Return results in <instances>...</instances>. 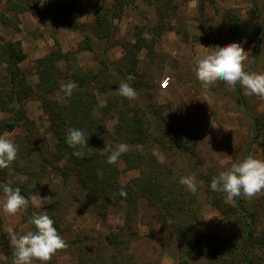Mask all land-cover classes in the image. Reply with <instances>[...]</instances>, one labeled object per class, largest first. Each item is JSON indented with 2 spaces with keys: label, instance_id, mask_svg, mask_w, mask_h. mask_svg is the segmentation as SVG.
I'll use <instances>...</instances> for the list:
<instances>
[{
  "label": "rangeland",
  "instance_id": "obj_1",
  "mask_svg": "<svg viewBox=\"0 0 264 264\" xmlns=\"http://www.w3.org/2000/svg\"><path fill=\"white\" fill-rule=\"evenodd\" d=\"M22 1L32 8L16 16L15 11L9 9L8 0H0V34L6 41L20 40L27 53L19 66L35 90L24 103L31 120L32 134L33 131L35 134V147L42 146L44 150L39 153L41 158L50 159L57 152V138L49 116L43 109L42 98L48 96L66 103L67 97L61 88L51 94L37 89V60L60 47L64 53H71V64L99 72L105 68L102 60L107 58L112 71H121L125 75L123 72L132 67L131 62L135 59V72L146 73L149 82L141 85L139 95L132 101L141 100L145 105L157 106L161 114L176 115V119L169 118V128L173 124L178 127L179 124L177 136L180 134L187 141L185 151H175L158 144L157 141L164 137L162 122L160 117L158 121L153 115L155 125L151 124L152 136L148 138L147 149L152 150L162 164L173 165L177 171L176 180L179 181L182 176L195 175L197 191L194 195L198 211L202 220L219 237L245 236L251 229L256 235L263 232L264 195L252 199L241 196L234 203H228L226 193L217 192V198H222L232 206L235 214L229 216L212 204L209 179L248 156L264 160V98L246 96L239 85L233 88L223 81H217L205 89L197 80L193 68L198 58L215 51L216 46L223 47L235 42L246 51L245 70L264 73V0H205L204 10L200 9V0H174L177 11L167 20L163 32L159 31L153 5L145 0H129L121 15L114 19L115 31L108 38H99L94 34L95 15L92 12L70 9L67 0ZM113 2L82 0L84 6L99 8L100 11L112 6ZM235 15H239L249 26L244 37H237L230 30ZM243 27L240 25L239 30ZM138 31L142 36L144 33L150 34L151 38L145 40L151 50H130L136 42ZM87 39L92 42L91 50L82 48L87 46ZM0 73H3L2 70ZM122 74L118 73V76L124 78ZM69 75L62 78L61 84L72 82ZM166 79L167 83L162 86ZM109 86H113L112 81ZM114 95V88L99 90V103L94 109L96 116L101 115V108ZM9 115L8 111L0 109V119ZM117 119L116 115L107 121L111 131ZM22 131L18 127L13 131H4L2 135L15 141L18 135L23 134ZM186 133L190 134V138H187ZM169 152L192 153L186 159H178L174 163ZM64 162L65 156L60 165ZM41 164L35 165L41 172L38 182L40 187L31 194L29 200L31 203L33 195L52 200L51 204L45 200L40 207L32 206L37 213H46L55 205L58 232L68 245L65 250L58 251L47 264H77L81 254L93 256L98 252L97 247L87 238H104L110 233L131 238L125 252L142 264H182L187 259L191 264L206 262L195 251L190 252L174 228H163L164 223L158 210L148 199H141L137 210L131 212L130 216L126 204L120 201L102 213L94 199L86 197L85 191H81L75 176L71 175L65 181L51 165L41 168ZM8 173L9 182H22L27 178L12 163ZM137 174L135 170L126 172L121 182L126 183ZM76 191L81 195H77ZM250 212L255 214V219L248 216V224L241 221L239 215ZM27 213V210H22L15 216H7L0 209V226L3 228V232L0 231V264H12L13 257L7 253L10 245L8 230L12 229L17 234L31 230ZM212 215L216 216L205 220ZM112 252L119 253L117 250H109L110 256ZM187 253H191V257L188 258ZM33 264L40 262L33 261Z\"/></svg>",
  "mask_w": 264,
  "mask_h": 264
},
{
  "label": "trees",
  "instance_id": "obj_2",
  "mask_svg": "<svg viewBox=\"0 0 264 264\" xmlns=\"http://www.w3.org/2000/svg\"><path fill=\"white\" fill-rule=\"evenodd\" d=\"M67 1L70 9L76 8L78 11L85 9L92 12L95 15L94 34L99 38H108L111 32L115 31L114 19L121 15L124 5L129 0H114L112 6L101 11L99 8L84 6L82 0ZM145 1L155 7L159 31H165V23L177 11L176 2L174 0ZM205 5V0L199 1L200 9L204 10ZM8 7L15 11L16 16L32 8L22 0H8ZM234 20V23L230 25L231 32L237 37L246 36L248 24L243 22L239 15H235ZM240 25L244 26L242 30H239ZM136 36V42L130 50L152 49L139 31L136 32ZM87 40V46L82 48L93 49L91 40ZM70 54L64 53L60 47H57L37 60L38 90L51 94L60 89L62 78L65 79L69 71L72 82L78 86L71 97H67L66 103L48 96L42 98L43 109L49 116L52 130L57 138V152L50 159L41 158L39 153L44 150L42 146L35 147V134L34 131L32 134L31 120L24 103L35 90L19 66L27 57V53L20 40L6 41L0 34V70L3 72L0 73V109L10 114L0 119V135L4 131H13L18 127L23 129V134L18 135L14 141L18 145V154L12 165L27 177L22 182H9V166L0 169V185L19 187L21 194L30 198L31 194L40 187L38 182L41 172L35 165L42 162L41 168H43L48 167L49 164L65 181L71 175L75 176L81 191H85L86 197L94 199L102 213L110 205L120 201L126 204L127 213L130 216L131 212L137 210L141 199H148L158 210L164 223L163 228H174L190 252L193 250L197 256L205 259L206 262L203 264H264L262 259L264 258V230L257 235L251 229L245 236L219 237L202 220L195 195L175 179L177 171L173 169V165L162 164L152 150L147 149L148 138L152 136L150 130L155 125L153 115L157 117V120L160 117L162 136L165 137V140L164 137L158 140V144L175 151H185L187 141L181 138L180 134L177 136L179 124H177L178 127L173 124L172 128H169V118L176 119V115H165L163 112L161 114L155 105H145L141 100L133 102L117 94L120 79L129 83L138 95L141 85L149 82L146 73L135 72L137 66L135 59L131 62L132 67L123 72L125 75L118 71L122 74L121 76H124L121 78L116 71L111 70L110 61L106 60L107 58L102 60V66L105 68L95 72V69L71 64L73 57ZM129 74H132L135 79L128 80ZM111 81L113 86L110 87ZM111 88H114L115 95L101 108V115L96 116L94 109L99 103V90L107 91ZM116 115L118 119L114 130L111 131L107 121ZM69 128L82 130L88 138L87 146L83 148L86 154L83 158L74 156V149L65 142ZM186 134L188 138L190 134ZM119 143L127 144L129 151L122 154L116 164L107 163L110 152L105 148L106 144L115 148ZM189 153L192 152H169L168 154H171L170 159L175 163L178 159H186ZM64 156L65 162L60 165ZM131 170L137 171L138 174L128 182L122 183V175ZM211 179H209V189ZM121 189L127 193L126 197L119 195ZM0 192L2 193V190ZM76 193L81 195L79 191ZM216 193L212 191V204L224 214L234 216L232 206L226 204L222 198H217ZM55 209V205H52L46 213L54 220V227L59 230ZM26 210L28 219L33 213H37L31 203ZM248 216L255 219L253 212L239 215L241 221L247 224ZM30 229L35 230L32 225ZM0 231L3 232L1 226ZM121 235L110 233L104 238H87L97 247L98 252L93 256L81 254L77 264H142L125 252L131 238H122ZM242 236H244L243 239ZM109 250H117L119 253L112 252L110 256ZM12 252V247L8 245L7 253L11 257ZM187 257H191V253H187ZM182 264L191 263L187 259Z\"/></svg>",
  "mask_w": 264,
  "mask_h": 264
},
{
  "label": "clouds",
  "instance_id": "obj_3",
  "mask_svg": "<svg viewBox=\"0 0 264 264\" xmlns=\"http://www.w3.org/2000/svg\"><path fill=\"white\" fill-rule=\"evenodd\" d=\"M145 39H150V34H143ZM247 60L246 51L239 43H229L223 47L216 46L215 51L198 58L195 61L193 71L197 80L207 89L217 81H223L230 87L239 85L246 96H259L264 98V73L248 72L244 62ZM128 80L135 77L129 74ZM78 86L74 82L62 84L61 89L66 97H71ZM117 94L123 98L132 100L137 96L136 90L127 82H121L117 88ZM213 124V123H212ZM215 127L216 125L213 124ZM227 130V128H225ZM84 132L77 128H69L65 136L66 144L74 149L73 155L83 158L86 154L83 148L87 146ZM110 154L107 163L116 164L122 154L129 151V146L119 143L115 148L106 144ZM18 145L7 135H0V169L8 168L17 158ZM179 183L193 194L197 191L195 175L182 176ZM2 198L0 209L7 216H15L22 210H26L30 200L21 194L19 187L13 188L8 184L0 185ZM210 190L226 193V202L234 203L237 198L243 196L252 199L258 195H264V160L248 156L244 160L233 163L228 170L221 171L210 182ZM119 195L126 197L127 193L121 189ZM50 198H40L38 195L31 197V204L42 206L43 201ZM213 216L205 218L211 219ZM34 226V231L29 230L23 234H17L9 229L10 246L12 252V264H47L58 252L65 250L68 245L54 227V220L47 213H33L28 221Z\"/></svg>",
  "mask_w": 264,
  "mask_h": 264
},
{
  "label": "built area",
  "instance_id": "obj_4",
  "mask_svg": "<svg viewBox=\"0 0 264 264\" xmlns=\"http://www.w3.org/2000/svg\"><path fill=\"white\" fill-rule=\"evenodd\" d=\"M167 83V79L162 82V86H164Z\"/></svg>",
  "mask_w": 264,
  "mask_h": 264
}]
</instances>
